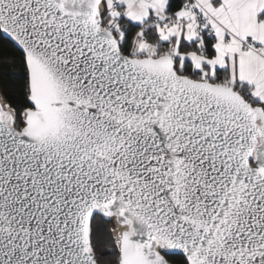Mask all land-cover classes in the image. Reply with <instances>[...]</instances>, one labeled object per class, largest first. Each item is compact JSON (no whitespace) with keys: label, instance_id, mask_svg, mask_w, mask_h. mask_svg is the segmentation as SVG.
Wrapping results in <instances>:
<instances>
[{"label":"snow or ice","instance_id":"6c2138e0","mask_svg":"<svg viewBox=\"0 0 264 264\" xmlns=\"http://www.w3.org/2000/svg\"><path fill=\"white\" fill-rule=\"evenodd\" d=\"M0 264H264V0H0Z\"/></svg>","mask_w":264,"mask_h":264}]
</instances>
